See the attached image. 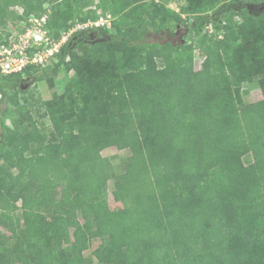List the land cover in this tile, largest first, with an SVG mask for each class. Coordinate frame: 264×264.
Here are the masks:
<instances>
[{"label":"trees","instance_id":"trees-1","mask_svg":"<svg viewBox=\"0 0 264 264\" xmlns=\"http://www.w3.org/2000/svg\"><path fill=\"white\" fill-rule=\"evenodd\" d=\"M259 2L184 0L177 11L145 0H0V29L9 7H23L27 25L50 9L57 40L119 15L115 32L75 30L47 66L0 73L2 111L14 112L12 126L0 116V226L11 232L0 230V264H264V11L247 7ZM183 25L199 39L200 69L192 42L150 39ZM209 25L224 35L204 33ZM62 66L72 73L63 91L50 79L53 96L35 98L27 77ZM252 84L259 101L245 99ZM111 146L131 150L119 172L102 154Z\"/></svg>","mask_w":264,"mask_h":264},{"label":"rangeland","instance_id":"rangeland-1","mask_svg":"<svg viewBox=\"0 0 264 264\" xmlns=\"http://www.w3.org/2000/svg\"><path fill=\"white\" fill-rule=\"evenodd\" d=\"M170 1V0H169ZM167 1V2H169ZM184 0H180V1H176L173 3V5L168 4L169 8L173 9V10H179L181 8V6L184 4L183 2ZM148 2V1H147ZM159 3V2H164V1H151L149 2L150 4L152 3ZM183 2V3H182ZM166 4V2H164ZM182 3V5H178ZM257 4V5H256ZM94 5V4H93ZM92 5V7H93ZM261 5V2L259 3H250L247 5V7L253 11V12H257L260 13L257 10V7ZM51 6V5H50ZM49 5H47V7H50ZM256 6V7H253ZM24 11L23 7L21 6H12L9 7V14L7 17V24L6 26H4L3 28L0 29V39H3L6 37L7 33H10L11 35H15L19 32L22 31V29H24L26 27V22L25 20H21L18 17V14H21ZM98 12L101 11V8L97 9ZM111 16V18L109 19V21L106 23L107 26L110 27V29L112 31H116V28L113 25V22L119 18L118 14H114L113 12H111L110 10H108L106 12V14H104V17H108ZM26 24V25H25ZM90 24V23H89ZM24 27V28H23ZM82 28L77 27V29ZM87 28V26H86ZM214 31H212V29H210L209 26H207V29L205 30L204 33H210V34H217V36L222 37L224 35L223 30L221 31H217L215 28H213ZM151 40H157V41H161V42H165V41H170L173 42L175 45L177 44H185V43H193L194 45V67L195 69H200L202 67V63L205 59L204 54H203V50L200 47L199 44V39L197 38V36L194 35V33H191L190 30L186 27V26H182L179 27L178 29L174 30V33L171 34L169 32L168 29L161 31L160 33H156L155 31H153V33L150 36ZM47 66V65H46ZM45 68H39V69H34V73L35 75H39L41 73H44ZM72 73H70L69 71H67L65 69L64 66H62L59 71L55 74V75H51V77L49 79H43V80H39L36 81V77L35 76H29L27 77V86L30 88V93H32V91L34 92L35 98H41V99H50L53 96V92L54 89L50 86L49 80L53 79L54 80V85L56 86V89L59 92H62L64 89V86L66 85V83L70 80ZM247 93L245 92L244 96L245 99L247 101L250 102H255V101H259L263 98V93L262 90L260 89V87L257 84H252L249 88H247ZM30 93H23L21 94L19 97L21 99L23 98H30ZM3 104L0 105V116L3 122H5L8 125H13L12 123V118L14 116V112L11 111H6L3 112ZM45 123L48 124L49 121L46 119ZM3 126V125H2ZM1 124H0V129H1ZM102 154L104 156L109 157L113 164L114 167L116 169L117 172H119L121 170V165L123 163V161L131 155V150L126 148V149H119L116 146H111L108 147L106 149H104L102 151ZM244 162L246 164H250L253 162V156L252 154H247L244 157ZM14 172L17 173L18 170L14 169ZM109 195H108V199H109V203H110V207L111 210L113 212L118 211L123 209V204L121 203L120 199L114 194V189H115V183L114 181L111 179L109 181ZM19 204H21V202H19ZM18 213L20 214V210L18 211ZM0 230L5 233L6 235H10L11 232L3 226H0ZM75 230L73 228H71V232H74ZM101 240L99 238H94L90 241H85L82 244L83 247V252L85 254V256H89V257H93V253L94 250L99 246ZM125 242V241H124ZM126 243V242H125ZM66 248V247H65ZM94 264H98V260L96 258H94Z\"/></svg>","mask_w":264,"mask_h":264},{"label":"built area","instance_id":"built-area-1","mask_svg":"<svg viewBox=\"0 0 264 264\" xmlns=\"http://www.w3.org/2000/svg\"><path fill=\"white\" fill-rule=\"evenodd\" d=\"M50 13L48 9L39 16H33L21 32L11 35L8 43L0 44V73L19 72L28 65H47L77 27L81 26L80 29H84L86 26L87 28L93 25L104 26L111 18L108 15V17L102 16L95 22L78 23L69 31H64L62 37L57 40L52 37L47 26ZM209 27L214 31L212 25Z\"/></svg>","mask_w":264,"mask_h":264},{"label":"crops","instance_id":"crops-1","mask_svg":"<svg viewBox=\"0 0 264 264\" xmlns=\"http://www.w3.org/2000/svg\"><path fill=\"white\" fill-rule=\"evenodd\" d=\"M145 1H148V2H151L152 0H145ZM153 1H164V2H166V5L167 6H169L168 4H170V5H173V3L175 2V0H153ZM167 1H169V2H167ZM176 1H180V0H176ZM184 2V1H183ZM182 2V3H183ZM182 3H180V4H178V5H182ZM102 7V4H101V2H99V1H97V2H95V4L93 5V9H95V10H97V9H99V8H101Z\"/></svg>","mask_w":264,"mask_h":264},{"label":"water","instance_id":"water-1","mask_svg":"<svg viewBox=\"0 0 264 264\" xmlns=\"http://www.w3.org/2000/svg\"><path fill=\"white\" fill-rule=\"evenodd\" d=\"M259 7H261L262 9H261V12H263L264 11V3H261V5H259ZM253 12V11H252Z\"/></svg>","mask_w":264,"mask_h":264},{"label":"flooded vegetation","instance_id":"flooded-vegetation-1","mask_svg":"<svg viewBox=\"0 0 264 264\" xmlns=\"http://www.w3.org/2000/svg\"><path fill=\"white\" fill-rule=\"evenodd\" d=\"M256 5H257V4H256ZM253 7H256V6H253ZM261 9H262V8L258 6L256 11L261 12Z\"/></svg>","mask_w":264,"mask_h":264}]
</instances>
